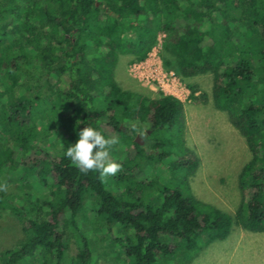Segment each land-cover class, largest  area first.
I'll use <instances>...</instances> for the list:
<instances>
[{"label": "trees", "instance_id": "1", "mask_svg": "<svg viewBox=\"0 0 264 264\" xmlns=\"http://www.w3.org/2000/svg\"><path fill=\"white\" fill-rule=\"evenodd\" d=\"M160 41L164 65L182 79L213 76L216 108L252 153L234 213L190 189L199 159L183 145V102L116 79L122 55L145 60ZM263 113L264 0H0V215H14L24 232L0 259L65 264L68 251L71 264H97L80 226L85 211L127 264H189L233 226L264 232ZM132 122L148 129L142 142ZM89 124L120 138L115 176L81 172L64 156ZM33 182L40 195L25 190Z\"/></svg>", "mask_w": 264, "mask_h": 264}, {"label": "rangeland", "instance_id": "2", "mask_svg": "<svg viewBox=\"0 0 264 264\" xmlns=\"http://www.w3.org/2000/svg\"><path fill=\"white\" fill-rule=\"evenodd\" d=\"M162 54L163 46L160 41L149 53L139 72H136L133 64L140 61L133 60L130 55H122L116 68V79L125 89L151 96L162 91L157 78H163L166 74L170 81L176 82L177 87L179 86L178 92L181 94L180 100L183 102L185 121L183 145L194 153L193 157L199 159L197 167L190 171L187 178L190 189L202 201L234 213L242 197L239 175L243 166L252 158V153L245 138L232 125L227 112L216 108L212 95L213 76L206 74L184 80L174 70L166 68ZM188 82L197 87L198 100L191 98ZM204 93L206 97L203 96ZM139 137L143 141L142 137ZM5 177L12 176L6 172L1 178ZM177 178H183V174L179 172ZM9 184L8 189L11 192L23 194L15 183ZM32 184L34 186H31ZM32 184L25 190L31 191L35 188L36 194L40 195L41 192L38 190H41V187L35 182ZM85 215L84 219H79L80 226L88 236L94 251L95 262L97 264H127L126 258L121 257L119 260L120 257L118 258L114 253L110 235L101 229V223L88 221L87 218L90 220L93 213L85 211ZM78 235L71 239L69 248L71 255H76L79 250ZM23 237L24 232L18 219L9 212H2L0 252L16 246ZM71 261L72 258L67 251L65 264H71ZM0 264H3L1 259ZM189 264H264V232H253L243 227L233 226L227 238L202 245Z\"/></svg>", "mask_w": 264, "mask_h": 264}, {"label": "clouds", "instance_id": "3", "mask_svg": "<svg viewBox=\"0 0 264 264\" xmlns=\"http://www.w3.org/2000/svg\"><path fill=\"white\" fill-rule=\"evenodd\" d=\"M131 129L141 137H145L148 130L137 122L131 123ZM119 143L118 136H106L89 124L78 132V140L67 147L64 156L81 172L96 171L101 177L115 176L122 166L111 153Z\"/></svg>", "mask_w": 264, "mask_h": 264}, {"label": "built area", "instance_id": "4", "mask_svg": "<svg viewBox=\"0 0 264 264\" xmlns=\"http://www.w3.org/2000/svg\"><path fill=\"white\" fill-rule=\"evenodd\" d=\"M144 64H145V60H140L139 63L133 64V68L136 70V72H139L140 68L143 67ZM162 74H164L163 71H162ZM171 75H173V73H171ZM157 80L159 81L160 85L162 86V91L164 93L173 95V96L177 97L178 99H181V94L178 92L179 86L177 87L176 82L174 80L170 81V79H168V76L166 74H165V77L157 78ZM181 88L183 91L182 86H181Z\"/></svg>", "mask_w": 264, "mask_h": 264}, {"label": "water", "instance_id": "5", "mask_svg": "<svg viewBox=\"0 0 264 264\" xmlns=\"http://www.w3.org/2000/svg\"><path fill=\"white\" fill-rule=\"evenodd\" d=\"M137 140H138L139 142H142V140L140 139V137H139V136H137Z\"/></svg>", "mask_w": 264, "mask_h": 264}, {"label": "flooded vegetation", "instance_id": "6", "mask_svg": "<svg viewBox=\"0 0 264 264\" xmlns=\"http://www.w3.org/2000/svg\"><path fill=\"white\" fill-rule=\"evenodd\" d=\"M139 136V135H138Z\"/></svg>", "mask_w": 264, "mask_h": 264}]
</instances>
